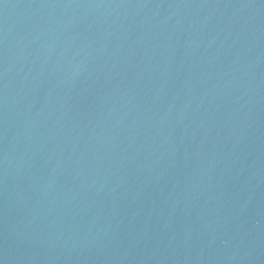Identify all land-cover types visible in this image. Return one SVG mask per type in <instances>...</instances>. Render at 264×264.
I'll use <instances>...</instances> for the list:
<instances>
[{
	"label": "water",
	"instance_id": "water-1",
	"mask_svg": "<svg viewBox=\"0 0 264 264\" xmlns=\"http://www.w3.org/2000/svg\"><path fill=\"white\" fill-rule=\"evenodd\" d=\"M0 264H264V0H0Z\"/></svg>",
	"mask_w": 264,
	"mask_h": 264
}]
</instances>
